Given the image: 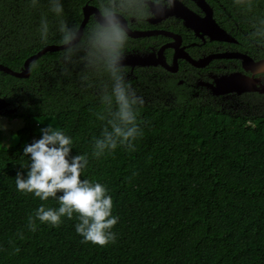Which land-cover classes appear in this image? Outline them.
I'll list each match as a JSON object with an SVG mask.
<instances>
[{
    "label": "trees",
    "instance_id": "trees-1",
    "mask_svg": "<svg viewBox=\"0 0 264 264\" xmlns=\"http://www.w3.org/2000/svg\"><path fill=\"white\" fill-rule=\"evenodd\" d=\"M61 3L57 15L50 0H0V63L18 71L44 46L63 44L60 25L78 26L84 1ZM87 46L85 30L70 59L65 50L49 52L31 64L28 78L0 71V96L16 110L9 116L24 121L14 146L3 145L0 131V264H264V115L233 116L146 89L135 92L143 134L134 148L93 156L109 82L87 66ZM49 123L73 138L74 154L88 155L81 178L108 188L118 216L114 241H83L75 213L58 226H29L41 203L58 207L15 186L29 163L24 145Z\"/></svg>",
    "mask_w": 264,
    "mask_h": 264
},
{
    "label": "flooded vegetation",
    "instance_id": "flooded-vegetation-1",
    "mask_svg": "<svg viewBox=\"0 0 264 264\" xmlns=\"http://www.w3.org/2000/svg\"><path fill=\"white\" fill-rule=\"evenodd\" d=\"M83 1L77 27L88 7L86 30L100 0ZM127 23L122 65L137 94L264 115V0H175L162 14Z\"/></svg>",
    "mask_w": 264,
    "mask_h": 264
},
{
    "label": "clouds",
    "instance_id": "clouds-1",
    "mask_svg": "<svg viewBox=\"0 0 264 264\" xmlns=\"http://www.w3.org/2000/svg\"><path fill=\"white\" fill-rule=\"evenodd\" d=\"M175 0H100L94 21L87 27L90 47L85 55L87 66L105 76L109 82L100 95L103 110L97 118L105 121L101 134L94 138L92 155L100 156L118 146L134 148V141L142 129L137 122L139 97L126 79L122 59L128 38L127 19L147 20L171 8ZM51 11L62 13L61 0H50ZM61 42L65 46V59L76 54L78 37L85 30L77 26L60 25ZM40 38L47 39L49 23L42 18L39 26ZM258 70L264 71V67ZM7 126L0 124V129ZM39 138L23 147L28 155L27 171H18L15 186L18 191L32 193L41 201L49 197L58 201V207L41 203L34 216H29V226L35 221L58 226L62 217L69 219L76 214L75 231L83 241L105 245L114 241L112 231L118 216L112 214L113 198L108 188L98 182L81 178L88 165L86 153H73V138L51 123L40 128Z\"/></svg>",
    "mask_w": 264,
    "mask_h": 264
},
{
    "label": "water",
    "instance_id": "water-1",
    "mask_svg": "<svg viewBox=\"0 0 264 264\" xmlns=\"http://www.w3.org/2000/svg\"><path fill=\"white\" fill-rule=\"evenodd\" d=\"M91 13L92 12L88 7H86L84 9V20H83L82 25L80 27L81 30H84ZM83 34H84V32L81 33V35L78 37V43L81 40V38L83 37ZM143 34H145V33H136V34H132V35H143ZM62 50H65L64 44L46 45L41 50H39L37 53L28 57L26 59V61L24 62L23 67L20 70H18V71L13 70L9 66H6V65L0 63V71L7 73V74H10L12 76H15L17 78H28L31 74L30 66L33 62L37 61L41 56H43L49 52H56V51H62ZM225 91H227V90H225ZM231 91H233V90H231ZM14 111H15V109L11 107V103L8 100H6L5 98L0 96V116L7 115L9 113H13Z\"/></svg>",
    "mask_w": 264,
    "mask_h": 264
},
{
    "label": "rangeland",
    "instance_id": "rangeland-1",
    "mask_svg": "<svg viewBox=\"0 0 264 264\" xmlns=\"http://www.w3.org/2000/svg\"><path fill=\"white\" fill-rule=\"evenodd\" d=\"M15 112L16 110L13 113ZM13 113L9 114L12 115ZM9 114L0 116V124L7 126L4 129H0L2 132L3 145L5 147L14 146L19 142L18 130L24 125L23 120L14 117L12 118L8 116Z\"/></svg>",
    "mask_w": 264,
    "mask_h": 264
}]
</instances>
